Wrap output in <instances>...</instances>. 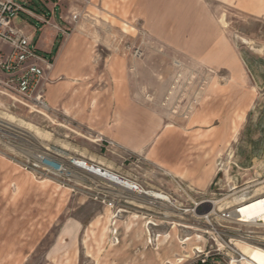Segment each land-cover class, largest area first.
<instances>
[{
  "label": "rangeland",
  "instance_id": "rangeland-1",
  "mask_svg": "<svg viewBox=\"0 0 264 264\" xmlns=\"http://www.w3.org/2000/svg\"><path fill=\"white\" fill-rule=\"evenodd\" d=\"M17 2L56 52L45 110L0 87V264H264L210 214L264 191V0Z\"/></svg>",
  "mask_w": 264,
  "mask_h": 264
},
{
  "label": "built area",
  "instance_id": "built-area-1",
  "mask_svg": "<svg viewBox=\"0 0 264 264\" xmlns=\"http://www.w3.org/2000/svg\"><path fill=\"white\" fill-rule=\"evenodd\" d=\"M18 16L27 17L38 24H45L48 23L46 18L49 13H39L21 5L17 0H0V73L2 75L0 87L40 112V110H45L44 106H48L45 94L51 82L50 72L53 63L40 53L28 35L14 26L13 22ZM48 165L52 168L59 166L53 161H49ZM57 171L61 172V167ZM113 174L121 179H126L114 172ZM132 183L137 189L143 188L138 182L132 181ZM243 201L241 200L224 210H219L218 213L213 209L210 214H212L211 217L216 226H212V231L219 235L218 230L225 229L229 232L226 235L231 238L261 245L264 243V221L247 222L241 213L244 209ZM245 201L250 202V200ZM234 231L237 236L234 235ZM232 250L233 254L241 260V252ZM233 254H231L232 258Z\"/></svg>",
  "mask_w": 264,
  "mask_h": 264
},
{
  "label": "bare ground",
  "instance_id": "bare-ground-1",
  "mask_svg": "<svg viewBox=\"0 0 264 264\" xmlns=\"http://www.w3.org/2000/svg\"><path fill=\"white\" fill-rule=\"evenodd\" d=\"M44 108H48V107L44 106ZM29 128L30 127H28V129ZM36 136H37V134H36ZM71 165L76 167V168H79L81 170H84L91 175L105 179L106 181L113 184L114 186H117L119 188L130 191V192L136 194L138 197L142 198L144 201H147L148 203H153V201H163V202L171 203L170 197L167 196L166 194L162 193L161 191L146 190L144 188L137 189L135 187V185L132 183V181L126 180V179H121V178L117 177L116 175H114L113 172L110 170H106L102 167L93 165L91 163L89 164L87 162L75 160V159L71 160ZM60 167H61V172H63L66 175L73 176L68 170L63 169V166H61V165L57 166V168H54V167L53 168L56 170H59ZM257 185H260V184L252 185V186H249L248 188L256 187ZM248 188H246V189H248ZM257 191H258V189H257ZM247 193L248 192H245L243 195L238 196L235 199V201H236L235 204L239 203L241 200H244L243 201L244 209L241 211L243 218L247 222L257 221V220L264 221V191L261 193H255L249 198L247 197ZM245 200H250V202L247 203V201H245ZM237 246L238 245H236V247ZM198 249L200 250L199 247L196 250H198ZM239 250H241V249H239ZM259 252H257L256 255H254V256H255V258H259L264 262V257H262L263 253H261L262 256L260 257ZM242 259L245 261L247 260L246 258H242Z\"/></svg>",
  "mask_w": 264,
  "mask_h": 264
},
{
  "label": "crops",
  "instance_id": "crops-1",
  "mask_svg": "<svg viewBox=\"0 0 264 264\" xmlns=\"http://www.w3.org/2000/svg\"><path fill=\"white\" fill-rule=\"evenodd\" d=\"M52 14L56 18V16H57L56 13L55 12L53 13V11H52ZM51 22H52V19H51ZM34 23L36 25H38V28H33V30L29 34H26V35H28L33 40V42L36 44L37 48L41 52L51 53L53 48H54V43L56 42V37L53 35V33H51V31L49 29H46V31L43 33V29L46 26H41V24H38L35 21H34ZM36 36H38V40H40L41 38L43 40H45L44 49H41L38 47V45H37L38 41L35 42ZM53 67H54V65H53ZM52 71H53V69H52ZM52 71L50 72V74H52ZM212 180H213V177L212 178L211 177L206 178L205 180H202L201 182H199V185L202 187H207L208 185H210Z\"/></svg>",
  "mask_w": 264,
  "mask_h": 264
},
{
  "label": "trees",
  "instance_id": "trees-1",
  "mask_svg": "<svg viewBox=\"0 0 264 264\" xmlns=\"http://www.w3.org/2000/svg\"><path fill=\"white\" fill-rule=\"evenodd\" d=\"M55 52H56V46H54V48H53V50H52L51 53H44V52H41V51H40V53H41L45 58H47V59H49V60L52 59L51 57L54 55Z\"/></svg>",
  "mask_w": 264,
  "mask_h": 264
}]
</instances>
